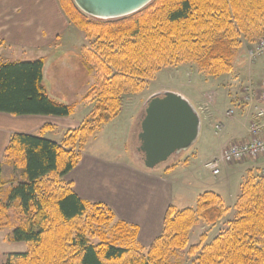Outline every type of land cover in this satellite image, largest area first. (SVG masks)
Listing matches in <instances>:
<instances>
[{"label": "trees", "instance_id": "16d2710c", "mask_svg": "<svg viewBox=\"0 0 264 264\" xmlns=\"http://www.w3.org/2000/svg\"><path fill=\"white\" fill-rule=\"evenodd\" d=\"M58 2L107 73L85 98L94 104L92 113L61 143L38 135L11 136L4 159L21 176L8 187L0 164V229L10 226V210H18L26 222L13 230L10 240L28 249L11 254L5 264H172L170 257L186 249L198 222L215 225L227 213L219 195L201 194L195 208L170 206L161 235L143 248L136 228L116 221L110 207L79 198L67 177L89 141L122 113L124 94L139 92L161 68L196 62L213 77L231 72L240 39L264 36V0H153L115 20L92 18L73 0ZM88 57L92 52L87 49L84 67L92 74L96 68ZM44 63L0 62L1 114L73 115L75 105L48 95ZM257 173H247L235 219L209 245L204 246L202 237L189 249L192 256L200 252L197 264H264V175Z\"/></svg>", "mask_w": 264, "mask_h": 264}, {"label": "crops", "instance_id": "0c3cea01", "mask_svg": "<svg viewBox=\"0 0 264 264\" xmlns=\"http://www.w3.org/2000/svg\"><path fill=\"white\" fill-rule=\"evenodd\" d=\"M72 25L58 0H0V55H3L7 63L43 60L46 87L49 82L48 49L53 41L66 35ZM4 47H8V52H4ZM23 58L28 59L19 61ZM261 71L259 81L264 75V70ZM188 100L193 105L196 104L195 108L200 112L202 129L204 121L210 122L216 118L214 113L206 112L201 102L195 103L192 98ZM52 117L54 116L12 117L0 113V146L6 149L11 136L16 133L38 135L61 143L68 131L62 127L63 135L54 137L52 134L60 126L58 120ZM221 120V132L217 133L214 129L218 125L215 121L214 140L208 142L207 135L203 141L204 148L202 144L196 155L205 170L206 163L218 156L229 144L248 138L249 113L247 117L241 114L236 118L235 115L227 118L224 114ZM71 129L73 127L69 131ZM46 133L50 134L49 137ZM94 140H97V135L91 139ZM81 154L79 164L67 177L73 183L74 192L86 202L110 207L116 221L136 228L137 244L143 248L151 246L161 235L170 206L178 210L195 208L201 194L214 192L221 197L226 209H230L239 196L241 183L247 172L258 167L264 171V156L256 161L224 166L219 176H213L209 172L210 176L207 177L197 166L198 161L194 163L192 160L182 159L165 171L155 173L141 164L120 161L119 157H111L109 153H90L88 145ZM0 162L3 163L2 160ZM190 178L194 181L191 186ZM228 200L230 205H227Z\"/></svg>", "mask_w": 264, "mask_h": 264}, {"label": "rangeland", "instance_id": "374dc122", "mask_svg": "<svg viewBox=\"0 0 264 264\" xmlns=\"http://www.w3.org/2000/svg\"><path fill=\"white\" fill-rule=\"evenodd\" d=\"M53 42L48 49L50 56L47 58L49 65V82L46 83L47 93L59 103L75 105V111L72 116L68 118L52 117L54 120H58L57 123L60 126L52 134L54 137H57L60 134L63 135L62 127L66 128L67 131L71 127H73L71 130H75L81 126L87 116H90L94 104L91 100L85 98L90 87L98 83V77L100 81V79L105 77L107 72L102 68L103 60L99 58L95 49L89 45L86 35L76 29L75 26H70L66 35ZM240 42V48L234 51V58L232 60L233 69L227 74L213 77L205 71L200 70L199 64L196 62L173 64L161 68L152 80L146 81L144 87L139 92L125 93L123 96V112L116 120H113L97 133V140L89 141L87 144L89 152L109 153L111 157H119L120 161L129 164H141L145 167L143 155L139 152L140 142L138 134L146 104L156 94L166 92L176 93L186 99L192 98L195 103L201 102L206 112L208 114L214 113L216 118L210 122L204 121L201 137L191 148L179 155L173 156L167 163L156 167L152 171L160 173L175 162L185 159L192 160L194 163L198 161L197 166L209 177L211 172L203 169L202 164L197 159L199 157L196 156L202 144V148L205 146V143H203L204 139L208 135V142L214 140L213 132L215 128L213 129V124L216 123L215 121L220 124L222 122L221 118L229 109L235 111V118L241 114L246 115V117L248 113L249 115L253 114L252 102H247L246 100L253 94L255 89L258 90L261 83L259 81L261 70H264V36L252 40L244 37L240 39ZM0 45H2V42ZM87 49L92 52V57L90 59L88 57V60L91 66L96 68V71L94 70L92 74L84 67V52ZM3 50H5L4 52H8V47H4ZM9 50L12 51L10 48ZM27 59L23 58L19 61H27ZM5 61L7 60L4 59L3 55H0V62ZM258 81L259 83H257ZM195 105L194 107H196ZM46 135L49 137L50 134L46 133ZM85 149L86 147L83 148V151ZM4 150L0 146V160L3 161V178L9 187L12 181L20 180L21 174L13 170L6 163ZM259 158L252 161H256ZM244 162L242 161L238 164H243ZM250 171H256L258 175H264L263 169L259 167L248 172ZM246 177L247 174L243 182L246 180ZM190 182L191 186L194 182L193 178L189 179ZM240 193L241 187L239 196ZM236 202L230 209H226L224 206L227 213L215 225H208L202 221L198 222L190 231L186 249L170 257L171 263L197 264L200 252L192 256L189 254V249L197 246L202 237L205 238L204 246L209 245L224 231L227 223L236 217ZM227 205H230V200H228ZM9 215L11 219L10 226L0 229V264H5L11 254L23 253L28 249L25 243H13L10 240L13 230L26 222L25 217L16 209H11ZM110 227L107 230H111Z\"/></svg>", "mask_w": 264, "mask_h": 264}, {"label": "water", "instance_id": "95a60500", "mask_svg": "<svg viewBox=\"0 0 264 264\" xmlns=\"http://www.w3.org/2000/svg\"><path fill=\"white\" fill-rule=\"evenodd\" d=\"M84 14L99 20L130 16L153 0H73ZM202 120L198 110L180 94L166 92L148 100L140 122L139 152L147 170L191 148L199 139Z\"/></svg>", "mask_w": 264, "mask_h": 264}, {"label": "built area", "instance_id": "2783aa9c", "mask_svg": "<svg viewBox=\"0 0 264 264\" xmlns=\"http://www.w3.org/2000/svg\"><path fill=\"white\" fill-rule=\"evenodd\" d=\"M246 101L252 102L253 105L248 138L229 144L218 156L206 163V169L214 176H219L224 166L235 165L264 155V77L258 90L255 89ZM226 116L233 117L234 111H227ZM221 130L222 125L216 126L217 133Z\"/></svg>", "mask_w": 264, "mask_h": 264}]
</instances>
